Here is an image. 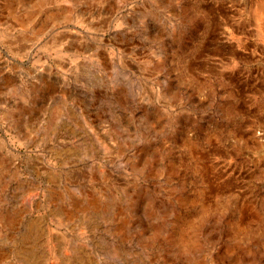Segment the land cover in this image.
<instances>
[{
    "label": "rangeland",
    "instance_id": "obj_1",
    "mask_svg": "<svg viewBox=\"0 0 264 264\" xmlns=\"http://www.w3.org/2000/svg\"><path fill=\"white\" fill-rule=\"evenodd\" d=\"M263 16L0 0V264H264Z\"/></svg>",
    "mask_w": 264,
    "mask_h": 264
},
{
    "label": "bare ground",
    "instance_id": "obj_2",
    "mask_svg": "<svg viewBox=\"0 0 264 264\" xmlns=\"http://www.w3.org/2000/svg\"><path fill=\"white\" fill-rule=\"evenodd\" d=\"M261 4V3H260ZM257 8V7H256ZM264 17V16H263ZM262 22V21H261ZM263 24V23H262Z\"/></svg>",
    "mask_w": 264,
    "mask_h": 264
}]
</instances>
